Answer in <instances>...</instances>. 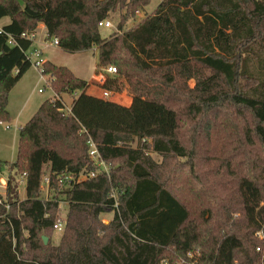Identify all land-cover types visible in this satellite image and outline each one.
<instances>
[{
	"label": "trees",
	"instance_id": "1",
	"mask_svg": "<svg viewBox=\"0 0 264 264\" xmlns=\"http://www.w3.org/2000/svg\"><path fill=\"white\" fill-rule=\"evenodd\" d=\"M125 1L0 0V20L11 18L0 30V123L10 121V92L32 67L26 51L33 41L21 35L41 22L65 50L96 48L100 66L117 67L102 88L127 85L132 94L130 105L89 94L87 80L46 61L42 74L60 98L43 101L20 128L8 199L0 202V264H173L189 253L198 255L187 264H264V240L256 235L264 232V0H163L135 28L103 37L99 22ZM75 92L66 113L62 95ZM223 107L239 110L241 136L261 155L233 171L234 185L186 176L181 182L172 160L191 158L192 173L202 158L201 148L190 151L183 139L181 110L212 139L226 140L237 127L233 115L219 122ZM90 139L110 175L60 188L57 175L98 168ZM214 152L218 160L221 152ZM8 163L0 159V170ZM47 165L52 199L40 196ZM24 172L26 198H9ZM173 190L185 192L186 203ZM62 200L69 204L66 233L58 245L49 236L45 244ZM108 212L113 219L106 224L101 215Z\"/></svg>",
	"mask_w": 264,
	"mask_h": 264
},
{
	"label": "rangeland",
	"instance_id": "2",
	"mask_svg": "<svg viewBox=\"0 0 264 264\" xmlns=\"http://www.w3.org/2000/svg\"><path fill=\"white\" fill-rule=\"evenodd\" d=\"M161 1L163 0H150L148 5L140 8H135L134 6H132L131 8L128 4L130 0L125 1V3H117L115 7H112L109 17H107V19L112 23V27H99L102 36L105 38H111L115 36L117 32H124L126 30L135 28L140 22L155 13ZM125 16L127 17V20H124ZM10 20V17H4V19L0 22V26L5 22H10ZM120 24H123L122 29H120L119 27ZM253 48H255L258 52L261 51V48H258L256 44H253ZM257 55L260 54L256 53L255 55H251L253 58L249 60V65L252 69L258 67ZM44 56L46 58H49L54 64L63 65L70 68L76 76L87 80L90 83V86L88 87L89 91H99L103 96L104 89L101 88L102 84H100V81H98V76L103 73V69L106 67V65L100 66L98 64L99 52L96 48L82 52H70L60 46H47V48H45L44 50ZM116 75H113L112 77ZM42 76L43 75L39 68L32 66L21 78V81L17 83L10 92L12 106L9 111H12L10 112L11 119L9 122L0 123V159L3 161L13 162L17 158L20 131L19 125L25 124L43 101L50 99L53 96L55 97L52 87H50L46 81V79L48 80L49 77ZM191 84H193V82H191ZM40 88H44L45 91L40 92ZM178 88H180V91L183 92L182 83L178 84ZM79 94L80 92L64 93L62 95V98L66 103V113H69L68 109L71 108L73 99ZM108 99H114L126 105H130V103L132 102V94L129 91L128 86L124 85V87H122L120 91H112ZM25 102H27L26 111L23 114H19L22 104H25ZM185 108L187 110L186 105ZM229 109V107H223L221 109V114L217 117L219 122H221V119H224V116L226 117V114L233 115L236 119L235 124L237 128L233 134V138L231 137V134L226 140H220L217 138L212 139V137L208 136V134L203 130H201L200 128H196L198 123L197 125L195 124L194 118H192L193 115H188L186 113V110H181L182 116H184L181 120V134L183 136V139L185 140V143L188 144L190 151H196L197 149L201 148V150L197 152H199L198 154H201L202 157L201 160H198L197 162V171L192 173L188 168L189 164L193 161L191 158L178 157L172 160V175H174L177 179H180L181 182L185 181L184 176H186L192 182L199 181L195 180L196 177H203V180L210 179L211 181L217 183L225 182V184H227L229 181H231L230 185H234V182L237 179L234 176L233 171L242 169L252 157L256 156V154L259 156L261 155L257 149L249 148L245 144V140L241 136V128L244 120L242 119V116L239 115V110ZM202 119L203 121H209L210 117L202 116ZM237 120L239 122H237ZM7 124L9 126L11 125L10 128L6 127ZM220 129L223 130V127L220 126ZM213 150L221 152L218 160L214 158L216 153ZM152 157L159 163H162L163 161V158L156 153H153ZM195 160L196 159H194V161ZM11 167L12 163H8L6 168L3 167L0 170V177L3 176L7 182L9 176H13V174L15 173L14 170H12L13 173L12 171L10 172ZM48 175L49 166L47 165L45 166V174L42 179L43 185L40 192V196L44 199H52L54 195H56L55 190H50L48 188V185L44 182V179ZM19 176L20 175H18V177ZM15 185L16 194L15 196L14 194H12L9 198L15 199V197H18L19 200L25 199V184L21 183L20 181L18 183L17 180ZM3 189L4 188L0 186V198L7 200V192L2 193ZM174 192L181 200H183L184 203H186V201L183 199L185 197V192ZM60 198L64 199V196L60 195ZM60 205L61 206L59 208V211L57 212L56 221H58L59 219L66 220L67 227L69 204L65 200H62L60 202ZM235 214L240 215L239 213ZM101 219L106 224L110 223V221L113 219V212L102 214ZM65 233L66 232L51 230L46 233L47 235H44L50 237V243L58 245ZM195 255L198 254L190 253L186 258L184 257L176 260L173 264H187L191 261H195L193 260V257Z\"/></svg>",
	"mask_w": 264,
	"mask_h": 264
},
{
	"label": "built area",
	"instance_id": "3",
	"mask_svg": "<svg viewBox=\"0 0 264 264\" xmlns=\"http://www.w3.org/2000/svg\"><path fill=\"white\" fill-rule=\"evenodd\" d=\"M99 27L110 28V27H112V23L108 19H105V20H102L99 22ZM21 36H22V38L32 40L33 42L36 38V35L34 32H32V33L24 32V33H22ZM47 42L52 46H59V39L58 38L49 39V41H47ZM9 43L11 45L18 44L13 39V37H10ZM26 55H27V58L30 60L32 66L39 68V70L42 73V70L44 69V65L47 61L45 59L43 49L32 46L31 48H29L26 51ZM16 72H17V70H16ZM117 73H118V69L115 65H113V64L108 65L103 69V73H101L98 76V81H100V84L104 85L105 82L107 81L108 76H113V75H116ZM46 81H47L48 85L50 87H52L51 82L47 79H46ZM39 91L44 92L45 89L40 88ZM110 94H111V92L109 90L104 89L103 97L109 98ZM54 95H55V97L52 98L53 100L56 98H60L55 92H54ZM68 111L70 113L71 108H69ZM7 128H10V127L7 126ZM89 147H90V149H89L90 158L92 159L93 163L95 165H97L98 168L95 170L84 169L80 172H75V173L74 172H64L60 175H57V181H58V184L60 185V188L64 189V188L70 187L71 185H73L75 183H79L80 181L96 177V176L103 174V173H105L108 176L110 175L111 166L102 158L96 142L93 141L92 139H90L89 140ZM19 177L17 178L18 183L20 181L21 183L26 185V172L22 173ZM10 178L11 177L9 176L8 181L10 180ZM44 182L48 185V188H49V185H50L49 175L44 179ZM42 185H43V182H42ZM7 187H8V182H7ZM7 195H8V193H7ZM1 201H2V199L0 198V202ZM115 207L118 208V202L115 203ZM65 227H66V220H62V219L61 220L59 219L58 221H56V223L54 225L55 230L58 232H64ZM256 235L260 239L264 240L263 230L258 231L256 233ZM257 250L262 251V246L261 245L258 246ZM165 264H169V262L165 261Z\"/></svg>",
	"mask_w": 264,
	"mask_h": 264
},
{
	"label": "crops",
	"instance_id": "4",
	"mask_svg": "<svg viewBox=\"0 0 264 264\" xmlns=\"http://www.w3.org/2000/svg\"><path fill=\"white\" fill-rule=\"evenodd\" d=\"M4 18H2L1 20H0V22L3 20ZM10 22H11V20H10ZM9 21L8 22H5L4 24H1V26H0V30L5 26V25H7V24H9L10 23ZM34 33H35V35H36V38H35V40H34V42H33V46L34 47H38V48H41V49H43V52H44V50H45V48H47V46H52V45H50L47 41L49 40V38H48V33H47V27H46V25L44 24V23H39L38 24V26H37V28H36V31H34ZM45 59L47 60V61H51L49 58H46L45 57ZM43 77V76H42ZM92 78V77H91ZM21 81V80H20ZM19 81V82H20ZM18 82V83H19ZM102 88V87H101ZM99 90H100V88H99ZM89 94H92V95H95V96H98V97H103L101 94H100V92L99 91H94V90H88L87 91ZM54 97V96H53ZM53 97H51V98H53ZM50 98V99H51ZM111 100H114V99H111ZM116 102H119V101H117V100H115ZM43 103V102H42ZM41 103V104H42ZM119 103H121V104H124V103H122V102H119ZM41 104H40V106H41ZM131 104V103H130ZM124 105H126V104H124ZM11 106H12V102H11V93H10V98H9V104H8V110L9 109H11ZM26 106H27V102H25V104H22V107H21V110H20V112H19V114L21 113V114H23L25 111H26ZM39 106V107H40ZM39 107H38V109H39ZM37 109V110H38ZM37 110L34 112V114L37 112ZM9 112H12V111H9ZM18 114V115H19ZM34 114H32V116L34 115ZM32 116L29 118V120L32 118ZM28 120V121H29ZM27 121V122H28ZM26 122V123H27ZM25 123V124H26ZM24 124H20L19 125V129L23 126ZM7 126H9L8 124H7ZM6 126V127H7ZM11 126V125H10ZM9 126V127H10ZM18 142H19V140H18ZM8 162V161H7ZM14 162V161H13ZM13 162H9V163H13ZM7 167V165H5L4 166V168H6ZM12 170L10 169V172H11ZM12 173H13V171H12ZM0 186L2 187V188H4L3 189V191H2V193H6L7 192V181H6V179L2 176V177H0ZM25 186V185H24Z\"/></svg>",
	"mask_w": 264,
	"mask_h": 264
},
{
	"label": "water",
	"instance_id": "5",
	"mask_svg": "<svg viewBox=\"0 0 264 264\" xmlns=\"http://www.w3.org/2000/svg\"><path fill=\"white\" fill-rule=\"evenodd\" d=\"M2 52L0 51V56H1ZM43 240H44V243L47 244L48 241H49V237L48 236H45L43 235Z\"/></svg>",
	"mask_w": 264,
	"mask_h": 264
}]
</instances>
